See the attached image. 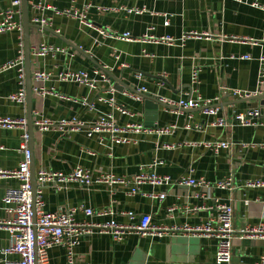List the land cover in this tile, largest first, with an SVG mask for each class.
<instances>
[{
  "label": "crops",
  "instance_id": "0c3cea01",
  "mask_svg": "<svg viewBox=\"0 0 264 264\" xmlns=\"http://www.w3.org/2000/svg\"><path fill=\"white\" fill-rule=\"evenodd\" d=\"M11 3L12 0H0V14ZM34 4H41L44 10H35ZM255 5L263 6L264 0H28L30 24L39 27L30 29L31 47L45 43L66 50L65 54L43 59L31 57L32 75L37 70L50 73V79L43 84L45 96L33 92L34 122L47 120L57 125L61 120H77L85 125L66 133L35 128L36 174L45 170L68 175L81 167L93 177L113 174L132 180L143 167L153 166L149 172L169 176L173 183L157 187L142 185L135 196H129L125 187L105 184L83 188L68 182L59 188L44 189L45 209L51 213L82 205L96 211L112 208L113 215L101 217H87L80 212L77 222L102 224L113 220L129 225L131 221L124 213L133 212L136 223L149 214L153 226L168 230L163 237L130 233L119 241L96 231L74 249L73 264H216L215 238L175 229L195 228L215 221L219 215L218 203L233 207L237 235L246 228L264 227V187L244 186L250 181L264 182V127L223 131L213 126L214 118L205 115L202 109L177 114L174 112L178 110L164 107L159 108L158 119L151 124L146 121L145 100L136 101L130 96L144 87L148 90L144 95L161 100L200 96L215 101L219 97L221 108L232 105L236 112L264 109V100L250 99L264 94L258 60L264 56V12ZM67 10L85 13L86 22L95 28L84 24L81 17L57 13ZM128 10L140 13H128ZM36 17L45 18L50 24L45 28L33 24ZM96 29L106 31V36ZM123 34H130L131 40L118 37ZM147 34L175 39L202 37L187 38L183 43L151 44L142 40ZM21 37L23 32L0 34V66L18 56ZM244 56L252 60L241 59ZM195 68L200 70L199 85L192 84ZM94 69L109 71L128 87L116 90L115 81L108 76L109 82L98 78L97 89L90 90L75 82H63L58 76L67 70H83L92 76ZM137 74H142L143 79L139 80ZM35 85L33 82V89ZM111 87L117 104L132 117L100 101L112 97ZM19 88L16 69L0 75V118H27V104L8 100ZM233 90L252 97L234 96ZM102 113H111L119 126L131 123L176 129L161 138L133 134L132 143L113 144L106 133L88 135ZM195 126L202 128L197 130ZM22 133L21 129L0 127V170L19 169L24 160L20 152ZM227 140L231 141V148L221 149L218 154L206 147L208 142ZM157 162L163 164L154 166ZM231 174L236 188L233 191L214 188L211 199L199 188L174 185L189 176L197 181L217 183ZM19 186L20 182L14 178H0V222L11 219L3 204L6 191ZM152 193H164L166 198L152 199ZM9 246V233L0 229V250ZM261 257H264V238L236 236L232 264H255ZM0 258L12 257L1 254ZM49 264H70L66 248H52Z\"/></svg>",
  "mask_w": 264,
  "mask_h": 264
},
{
  "label": "built area",
  "instance_id": "2783aa9c",
  "mask_svg": "<svg viewBox=\"0 0 264 264\" xmlns=\"http://www.w3.org/2000/svg\"><path fill=\"white\" fill-rule=\"evenodd\" d=\"M255 7L261 9L264 12V5ZM33 8L37 11H43L44 8L41 4H34ZM58 14H67L75 17L86 19L85 13L78 14V12H71L67 10L65 12L57 11ZM128 13H140L139 10H128ZM22 0H12L10 8L0 14V34L5 32L17 31L23 32L22 26ZM33 24L39 25L45 28L50 24L49 20L45 18L36 17L33 19ZM88 27L95 28L93 24L84 21ZM101 36H106V31L96 29ZM112 36V35H111ZM121 37L124 40H131L130 34H123ZM202 37L198 35L183 36L181 39H175L170 36L156 37L153 34H147L142 40L151 44H174L177 42H185L187 38ZM20 43V51L18 56L0 66V75L10 70L16 69L20 80V88L18 92L11 94L8 100L14 104L26 105V78H25V55H24V42L22 37ZM59 53H66V50L56 46H49L45 43L38 44L31 47L32 58H46L48 56H56ZM243 60H252V57L244 56ZM261 63L260 81L264 86V56L258 59ZM92 76L86 71H72L67 70L59 72L58 76L63 82H75L90 90L97 89V80L100 78L105 82H109V77L105 72L99 69L92 71ZM139 80L143 79L142 74L136 75ZM200 70L195 68L192 73V84L199 85L200 82ZM50 79V73L43 70H37L32 75V81L36 84L33 92L39 96L44 97L47 93L43 84ZM109 93L112 97L104 100L100 98V101H105L112 109L119 110L122 114L132 117L130 112L124 110L117 104V101L113 97L114 89H109ZM146 88H141L138 93H130V96L136 101H142L143 98L140 94H147ZM234 96L252 97L250 94H244L238 90H233ZM169 108L178 110L179 112H187L194 109H202L204 114L214 118L213 126L221 128L223 131L231 130L235 127H247L257 128L264 127V109L255 108L249 109L244 112H236L233 110L232 105L228 107L218 106V102L221 98H216L215 101L206 100L202 97L197 99H179V100H163ZM86 105L87 103L84 102ZM217 103V104H216ZM93 110V106H90ZM36 128L40 131H47L49 129L58 130L60 133L70 132L72 130H79L84 128L83 122L73 120H61L57 125L51 121L40 120L34 122ZM27 118L12 119V118H0V127L5 129H21L22 136L20 142V152L24 156L23 162L20 164L19 169L15 171L0 170V178H14L20 182V186L17 188H9L3 198V204L5 211L11 215V219L5 222H0V229L6 230L10 235V246L6 249L0 250V255L4 254L12 258L2 260L0 258V264H49V251L54 247H63L68 251L69 263L73 264L74 261V249L80 245L82 239L92 235L94 232L99 231L110 234L116 241L124 238L127 234L137 233L141 236L163 237L166 233V229H161L153 226L152 216L143 215L136 223V216L133 212L124 213L131 224L122 225L116 221H110L102 224H92L87 222H77L76 216L82 212L87 217L91 216H107L113 215L112 208L105 209L103 211H96L91 208H85L83 205L79 207L69 208L68 210H61L58 212H48L45 209V202L43 201L42 194L44 189L48 187L59 188L60 184L74 182L79 184L83 188H89L95 184H105L109 186H122L128 189L127 194L129 196H135L140 193V187L142 185L168 186L172 185L171 178L169 176L158 175L156 172H149L153 169V166L143 167L132 180H126L124 178H117L113 174H104L98 177H93L88 170L81 167L75 168V170L68 174L49 172L42 170L36 174L38 188L36 191L35 203L33 201V191L31 182L30 171V159L31 153L29 148V133L27 127ZM201 126H195V129L200 130ZM175 126L159 127L152 125L151 127H145L143 124H127L125 126H119L115 118L111 113H102L99 119L94 123L89 136L94 133H106L110 136V141L113 144H130L133 142L130 135L137 134H150L156 135L159 138L168 136L174 132ZM191 129V127H188ZM232 146L231 141H219L208 142L206 147L218 154L221 149H230ZM246 148L247 145H243ZM161 165L163 162H157L154 164ZM147 169V170H146ZM193 170H191V173ZM235 177L233 174L228 176L225 180L210 183L204 180H195L191 176L183 177L176 183L175 186H187L199 188L206 191L208 194L207 199H211L210 192L212 189L233 191L236 188ZM246 188H263L264 182L261 180L250 181L244 185ZM209 191V192H207ZM146 196V194H144ZM201 198L204 195H200ZM152 199L164 200L166 194L152 193L150 195ZM206 198V196H205ZM218 203V202H217ZM34 204V206H33ZM219 212L218 218L215 221H209L204 225L197 226L195 228L185 227L183 229H175L176 231H186L196 234H200L206 238H215L217 240V252H216V264H232L233 262V241L238 236L243 239L245 237L260 236L264 238V227L258 228H246L237 231L234 227L235 213L231 205L220 204L216 205ZM255 264H264V257H261Z\"/></svg>",
  "mask_w": 264,
  "mask_h": 264
},
{
  "label": "water",
  "instance_id": "95a60500",
  "mask_svg": "<svg viewBox=\"0 0 264 264\" xmlns=\"http://www.w3.org/2000/svg\"><path fill=\"white\" fill-rule=\"evenodd\" d=\"M22 26H23V42H24V55H25V78H26V104H27V127L29 133V148L31 153L30 159V171H31V182H32V191H33V201L35 203L36 199V191L38 188V183L36 179V165L34 159V130L36 128L34 123V115H33V81H32V63H31V44H30V29L34 28L32 24H30L29 20V9H28V0H22ZM39 28V27H35ZM108 76H110L114 81V88L118 91H123L128 86L123 85L119 79L115 78L109 71L103 70ZM141 97L145 100V109L147 122H151V124L158 119V110L160 107L169 108V106L164 103L161 99L150 96L140 94ZM252 100H264V94L253 96L250 98ZM264 105V104H263ZM151 127V126H149ZM34 206V204H33ZM35 264H37L35 260Z\"/></svg>",
  "mask_w": 264,
  "mask_h": 264
}]
</instances>
